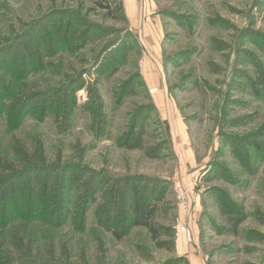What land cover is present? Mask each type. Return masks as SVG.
<instances>
[{"label": "rangeland", "instance_id": "374dc122", "mask_svg": "<svg viewBox=\"0 0 264 264\" xmlns=\"http://www.w3.org/2000/svg\"><path fill=\"white\" fill-rule=\"evenodd\" d=\"M140 1L155 51L121 0H0V264L173 258L175 162L145 62L198 160L208 264H264V0ZM142 202L156 236L131 223Z\"/></svg>", "mask_w": 264, "mask_h": 264}, {"label": "crops", "instance_id": "0c3cea01", "mask_svg": "<svg viewBox=\"0 0 264 264\" xmlns=\"http://www.w3.org/2000/svg\"><path fill=\"white\" fill-rule=\"evenodd\" d=\"M121 1L123 14L129 24V29L131 31L134 28L138 29L137 34L140 36L142 31L148 42L146 43V46H149L147 52H150V50L153 49L155 51V48L157 47L156 39L159 37L157 24L155 26L157 27L155 28L156 32L154 30H147L145 25L148 24L147 20L143 22L145 15L139 6V2H141L140 0ZM151 44H155V46H152ZM155 54L157 53L155 52ZM157 65H159V63H157ZM145 66L146 62L144 63V66H141L140 64L139 69H136L134 72L140 77L142 87L149 96L150 105L154 108L156 116L159 120L162 119L165 121L169 132L170 138L167 143V148L172 154L175 162L174 172L171 178H169V191L172 192L177 186L192 188V186L195 185L196 172L194 169L198 166V160L192 147L187 145L188 143L186 142L185 137L186 132H184L186 127L174 112L168 110V103L172 101V96L170 94L168 95V86L159 83V80H157V72L153 71L151 67L148 68L147 73L143 72ZM157 70L159 71L158 73H160V69L157 68ZM172 196L173 206L175 207V218L172 226L173 255L183 258L187 264H208L205 252L203 253L204 248L200 238L199 222L201 210L199 196H196V191L195 193L192 191V194L189 197L188 212L180 210L175 205L176 201L174 193ZM165 198H167L166 195ZM182 227H184V230H182Z\"/></svg>", "mask_w": 264, "mask_h": 264}, {"label": "trees", "instance_id": "16d2710c", "mask_svg": "<svg viewBox=\"0 0 264 264\" xmlns=\"http://www.w3.org/2000/svg\"><path fill=\"white\" fill-rule=\"evenodd\" d=\"M116 1L117 0H98V5H100V7H102V9L107 10V9H109V7H111V4L112 3H115ZM116 10H119L120 12L122 11L120 4H118V8H116ZM108 12L110 13L109 10H108ZM121 18L122 19L125 18L124 17V14H122V13H121ZM134 76H135V74H134ZM134 179L135 178L127 177V183L128 182L130 183V181H134ZM161 191L163 192V190H161ZM162 192H161V195H162ZM138 209L135 210V213L131 217V219H132L131 220L132 225L133 226H143V227H146L149 230V232H150L151 235L156 236L155 226L151 224V220H152V217H153V215L155 213L156 207L154 205H151L149 202H142V207H139ZM118 237H120V236H118ZM171 243L173 244V240H172ZM172 251H173V249H172ZM176 262H182L183 264H187V262L183 258L177 257V256H173V258L170 259V260H168L166 262V264H175Z\"/></svg>", "mask_w": 264, "mask_h": 264}, {"label": "built area", "instance_id": "2783aa9c", "mask_svg": "<svg viewBox=\"0 0 264 264\" xmlns=\"http://www.w3.org/2000/svg\"><path fill=\"white\" fill-rule=\"evenodd\" d=\"M192 191V189L183 186H177L175 188L176 206L183 212L189 211V197L191 196ZM182 230H184V227H182Z\"/></svg>", "mask_w": 264, "mask_h": 264}]
</instances>
